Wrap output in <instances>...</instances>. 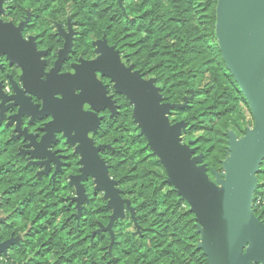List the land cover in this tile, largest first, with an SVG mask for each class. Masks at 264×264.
<instances>
[{
    "label": "trees",
    "instance_id": "obj_1",
    "mask_svg": "<svg viewBox=\"0 0 264 264\" xmlns=\"http://www.w3.org/2000/svg\"><path fill=\"white\" fill-rule=\"evenodd\" d=\"M67 2L74 4L70 16L77 20L80 29L95 37L104 36L143 77L155 78L164 101L179 103L184 96L188 98L185 106L173 109L170 116L172 121H185V136L213 129L211 139L202 134L193 136L194 153L203 154L207 173L213 179V171L221 172L220 159L227 154L223 130L229 127L227 120L234 113L237 100L244 101L219 51L215 11L211 30L207 33L201 29L202 20H199L201 27L193 25L198 9V2L193 0H122L121 4L117 0H58L60 7ZM137 33H141L140 37L134 38ZM205 86L209 90L204 91ZM122 101L126 105L121 102L118 117L110 126L103 127L107 128L103 131L104 140L113 147L104 152V158L109 165V175L117 181L123 197L128 198L134 208L140 232L133 233L130 229L134 222L128 213L124 219L117 220L125 225L115 229V238L121 241L113 248V254L120 257L115 264H207L202 252L196 250L199 235L195 232L194 214L168 183L163 165L132 121L131 106L124 98ZM217 122L224 124V129L212 126ZM210 140L214 143L207 146ZM5 156L12 161L15 159L12 152ZM2 167L1 163L0 169ZM13 168V177L0 178V207L10 213L23 212L25 223L17 226V230L39 222L37 237L55 238L57 244L53 241V245L60 249L65 240L83 238L91 234L98 222H108L110 210L101 198V202L98 199L91 202L84 219L79 221L87 225L86 228L76 227L74 219L69 227L68 205L53 195L55 191H67L68 187L25 180L20 169ZM257 178L253 212L264 222V161ZM92 207L101 208V211H93ZM95 238L108 240L103 233ZM130 239L142 242L131 243ZM72 247L73 250L77 248ZM97 253L91 245L89 254ZM136 256L138 259L134 258Z\"/></svg>",
    "mask_w": 264,
    "mask_h": 264
},
{
    "label": "water",
    "instance_id": "obj_2",
    "mask_svg": "<svg viewBox=\"0 0 264 264\" xmlns=\"http://www.w3.org/2000/svg\"><path fill=\"white\" fill-rule=\"evenodd\" d=\"M117 2L121 4L122 0ZM215 13V35L222 60L251 112L252 126L240 137L232 131L227 133L228 154L221 162L222 172L213 171V179L207 173L203 154H195L190 143L181 139L187 127L185 121H172L169 117L173 109L185 106L187 97L183 104L164 101L155 78L142 77L138 70L127 64L125 56L107 44L105 37L95 42L99 56L83 63L99 69L101 75L113 83V89L131 104L133 121L163 165L168 183L194 214L195 231L199 235L197 248L202 251L207 264H264V222L253 212L257 175L264 161V0H217ZM22 25L14 26L0 19V53L22 70V90L10 97V106L17 107V112L10 116L18 120L15 130L19 127L21 115L31 120L42 119L45 115L51 117L42 128L45 133L40 140L33 145L31 142L27 144L32 146L28 150L30 158L43 159V154L36 153L47 147L45 143L53 139L55 132L62 133L67 143L76 144L75 152L81 157L80 174L69 182L76 191L72 200L76 202L79 214L81 204L87 198L80 180L92 177V190L102 192L106 207L111 210L108 224L103 229L109 231L113 241L111 225L124 217L125 209L133 217V208L129 200L121 196L122 190L109 175L108 165L99 158L98 150L108 145L93 147L84 123L97 120L89 117L74 98L72 87L67 83L70 72L57 74V67L50 69L46 80H36L37 89L28 81V73H35L37 78L41 73V62L36 58L38 53L33 52L29 43L13 49L5 42L16 39L23 44L20 38ZM68 40L59 53L60 57L69 49ZM30 56L36 58L39 68L32 64ZM25 92L38 96L42 106L38 108L30 104L26 97H22ZM56 93L59 97L55 96ZM77 95L81 96L83 103L92 104L84 97V90ZM102 107L115 112L114 101L106 95L104 86H101ZM73 118H77L74 124ZM91 127L95 130L93 125ZM48 162L37 163L47 167ZM7 243L0 242V253Z\"/></svg>",
    "mask_w": 264,
    "mask_h": 264
},
{
    "label": "flooded vegetation",
    "instance_id": "obj_3",
    "mask_svg": "<svg viewBox=\"0 0 264 264\" xmlns=\"http://www.w3.org/2000/svg\"><path fill=\"white\" fill-rule=\"evenodd\" d=\"M1 6L0 19L3 22L12 23L14 26H18L20 23L23 24L20 30V38L23 44H20L19 40L16 39L13 41L7 39L5 41L6 46L8 48L13 46L14 49L21 45L23 47L25 43H29L32 46L33 52L38 53L36 58L38 62H41L39 77L37 78V75L33 72L27 74L28 81L32 85H35L34 88H38V81L36 80H46V73L50 69L57 67V74L71 73L67 78V83L72 89L76 87V94L84 90V97L94 102V104L90 102L83 103L82 110L87 112L92 119H96L97 122L92 120L84 124L88 128L87 134L92 139L93 147L108 145L103 150H98L99 158L103 159L107 164L104 152L113 147L110 143L105 142L103 131H106L107 128L103 129V127L110 126L115 118L118 117L122 110V98L130 106L131 104L125 96L113 89V83L109 78L102 76L99 69L90 66L88 63H83L93 61L99 56L100 53L96 50L97 45H95V42L101 40V36L95 37L88 31L80 29L77 20L71 18L69 12L58 8V0H3ZM67 39H69V49L60 57L59 53L63 49ZM117 50L119 51V49ZM13 52H16V49ZM120 55L124 56L121 53ZM36 58L34 56L29 57L32 64L39 68V65L35 61ZM127 64L133 66L128 61ZM133 69H135L134 66ZM21 74V68L16 63H9L6 56L0 53V147L2 148L0 164H4V167L0 169V178L2 176L6 179L13 177V167L17 166L25 180H31L32 182L44 181L61 186L65 184L68 187L67 191H55L53 195L60 198L63 204L68 205L67 209L70 212V216L66 217V219L70 223L69 227H71L72 220L74 219L76 227L86 228L87 225H81L79 221L84 219V213L89 210L91 202L93 203L94 199H98L101 202L102 198L103 204L106 206V200L102 192H94L92 190L93 178L87 176L80 180L85 188L87 198L83 200L81 211L78 214L75 206L76 202L72 200L76 196L75 187L70 185L69 182L73 177L80 174L79 161L81 157L75 152L76 144L71 145L67 143L62 133L55 132L53 139L45 143L47 147H44V149L40 148V151L36 153L43 154V159L30 158L28 150H31L32 146H27V144L31 142L33 145L40 140L41 136L45 133V130L42 128L46 123L51 121V117L45 115L42 119L35 118L31 120L30 117L21 115L18 122L19 127L15 130V124L18 120L16 118L11 119L10 116L17 112V107L10 106L12 102L10 97L19 90H22ZM101 86H104L106 95L110 96L114 101V113L108 107L101 108ZM55 96L59 97V94L56 93ZM22 97H26L28 102L33 106L35 105L38 108L42 106V100L38 96L25 92L22 93ZM123 105H126V103ZM72 120L74 124L77 118H73ZM134 124L136 125L135 122ZM92 125L95 127V130L91 129ZM73 132L74 127L72 128V134ZM10 152L14 154L15 159L13 161L8 159V156H5L9 155ZM46 160L49 161L47 167L44 164L37 163L45 162ZM16 194L18 195V193H13V195ZM121 196L123 197L122 194ZM92 210L101 211V208H93ZM16 212L10 213L5 207H0V242L8 241L4 251L0 253V264H115L120 258L113 254V248L121 243L120 240L115 238V229L123 227L125 224L119 223L117 220L111 225L113 241L109 231L103 229L108 222L106 224L98 222L91 234L87 233L85 237L75 240L67 239L65 240V245H60L62 248L56 249L55 244L53 245L55 238L39 239L37 237L40 231L39 222L35 221L31 225L17 230V226H15L13 221L16 215L22 218L23 212L20 211V214ZM126 213L129 214L134 222L130 226V229L133 233H139V226L135 222L134 208L133 217L131 212L125 209L124 217L121 219L126 217ZM23 223H25V219ZM99 229L100 231H97ZM100 233H103V236L106 234L108 240L95 238ZM129 242L141 243L142 241L130 239ZM146 242L150 243L149 240H146ZM197 244L196 250L201 251L197 248ZM74 245L77 247L75 250L72 247ZM91 245L92 250H96L97 254H89ZM98 245H101V248ZM78 250L83 252L79 254L77 253ZM134 258L138 259L137 256ZM196 264L199 263L197 262Z\"/></svg>",
    "mask_w": 264,
    "mask_h": 264
},
{
    "label": "rangeland",
    "instance_id": "obj_4",
    "mask_svg": "<svg viewBox=\"0 0 264 264\" xmlns=\"http://www.w3.org/2000/svg\"><path fill=\"white\" fill-rule=\"evenodd\" d=\"M188 1H190V0H188ZM193 2H198V4L196 5V6H198L197 7L198 8L197 9V15H196V17L194 19L193 25L194 26L196 25L197 27H201L202 26L201 27L202 31L209 33L210 30H211V27H212L211 21H212L213 13L215 11L217 0H209L210 3H208V4H206V0H193ZM73 5L74 4L72 2H67V3H65V6H62V7H60V4H58V8H62L63 10H66V12L71 13V12H73ZM199 20H202V25L201 26H199L201 24V23L199 24ZM128 34H130V33H128ZM140 34L141 33H137L134 36V38H139ZM163 41L166 42V41H168V39H164ZM206 77H207V75H206ZM207 90H209V87L205 86L204 87V91H207ZM204 91H201V94H204ZM185 97L186 96H184L183 100L182 101L180 100L178 104H183L185 102L184 101ZM245 103H246L245 100L244 101L242 99L237 100L236 109L234 110V113L230 116V119L227 120V123L229 124V127L226 128L225 130H223V132H225V137L224 138H226V141H227V133L229 131L234 132L237 135V137H240V136L243 135L245 129H247V128L252 126L251 112H250L248 106ZM169 117L171 119H173L172 116L169 115ZM208 124H209V122H208ZM210 125H212V124H210ZM212 126H215V128L216 127H221V129H224L223 128L224 124H221L220 122H217V123L213 124ZM212 130L213 129H211V130H209V129L208 130H199V131H196L195 133H189L188 136L187 135L185 136V133L183 132V134L181 136V139L185 143H190L189 145L193 149H195L193 136H197L198 134H202L203 136H206L208 139H211ZM213 143H214V141L210 140L207 143V146H209V145H211ZM217 144H218V142L215 144L216 147H217ZM216 151H217V149L214 148V152H216ZM227 154H228V145H227ZM227 154H225V157L227 156ZM225 157L220 159V168H221V162L225 159ZM221 172H222V168H221ZM221 172H219V173H221ZM13 222H14L15 226H18V225L22 226L24 224L23 223L24 219L20 218L19 215H16V217H15Z\"/></svg>",
    "mask_w": 264,
    "mask_h": 264
},
{
    "label": "snow or ice",
    "instance_id": "obj_5",
    "mask_svg": "<svg viewBox=\"0 0 264 264\" xmlns=\"http://www.w3.org/2000/svg\"><path fill=\"white\" fill-rule=\"evenodd\" d=\"M78 87V86H77ZM75 88L76 87H74L73 89H72V94H73V96H74V98H76L80 103H79V106L80 107H83V100L81 99V96L80 95H77L76 94V92H75ZM57 102H59V101H57ZM93 104H94V102H92Z\"/></svg>",
    "mask_w": 264,
    "mask_h": 264
}]
</instances>
